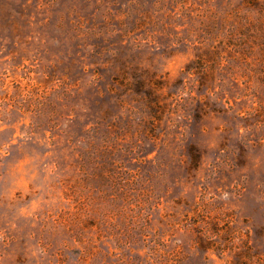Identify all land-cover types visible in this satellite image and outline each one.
<instances>
[{"label":"rangeland","instance_id":"374dc122","mask_svg":"<svg viewBox=\"0 0 264 264\" xmlns=\"http://www.w3.org/2000/svg\"><path fill=\"white\" fill-rule=\"evenodd\" d=\"M0 264H264V0H0Z\"/></svg>","mask_w":264,"mask_h":264}]
</instances>
